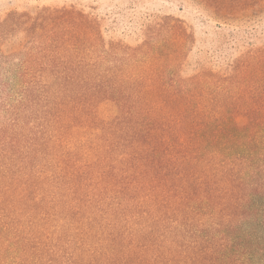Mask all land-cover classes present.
<instances>
[{"label": "trees", "instance_id": "obj_1", "mask_svg": "<svg viewBox=\"0 0 264 264\" xmlns=\"http://www.w3.org/2000/svg\"><path fill=\"white\" fill-rule=\"evenodd\" d=\"M41 10L0 15V264H264L263 37L157 14L127 44Z\"/></svg>", "mask_w": 264, "mask_h": 264}, {"label": "rangeland", "instance_id": "obj_2", "mask_svg": "<svg viewBox=\"0 0 264 264\" xmlns=\"http://www.w3.org/2000/svg\"><path fill=\"white\" fill-rule=\"evenodd\" d=\"M56 5L73 6L93 16L99 22V31L106 41L118 39L127 44H135L141 25L157 14L184 20L201 46L210 45L211 40L217 43L218 39L227 37H230L231 42V34L243 29L264 39V13L257 14L250 22L222 23L221 29L211 14L190 0H0V15L13 11L34 15L45 7ZM3 54L0 51V82L12 76V59ZM13 61L16 63L18 59Z\"/></svg>", "mask_w": 264, "mask_h": 264}]
</instances>
